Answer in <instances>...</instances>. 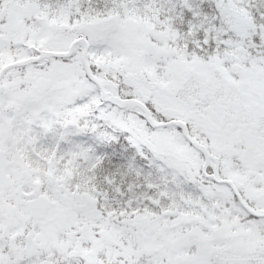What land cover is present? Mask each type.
<instances>
[{"label":"snow or ice","instance_id":"obj_1","mask_svg":"<svg viewBox=\"0 0 264 264\" xmlns=\"http://www.w3.org/2000/svg\"><path fill=\"white\" fill-rule=\"evenodd\" d=\"M0 264H264V0H0Z\"/></svg>","mask_w":264,"mask_h":264}]
</instances>
